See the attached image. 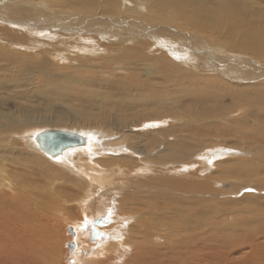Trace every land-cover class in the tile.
<instances>
[{"label":"bare ground","instance_id":"1","mask_svg":"<svg viewBox=\"0 0 264 264\" xmlns=\"http://www.w3.org/2000/svg\"><path fill=\"white\" fill-rule=\"evenodd\" d=\"M192 1L198 4V12L206 14L207 20L211 22L206 23L209 25H206V28L212 31L211 39L207 37V42L211 44V47L214 46L213 54L208 53L209 48L193 47L194 42L191 46V40L186 38L190 36L189 33H184L175 27L174 29L167 28V24L173 22L181 28H184L185 25L186 29H190L191 25L188 23L190 19L195 23H202L199 18V21L197 18V20L191 18L193 3L180 5L185 0H58L56 2L59 5L58 8L57 5L52 4V6L50 5L51 9L56 7L63 10L65 4V10L73 13L78 10L80 19L75 13V15L67 16L64 22L57 27L50 25L38 15L39 7L42 4L46 7V0H25V3L30 5L29 12L19 14L16 11L14 13L8 11L5 18L0 15L3 21L11 22L13 25L9 26L18 30L14 34L3 35L4 42L10 45V53L7 54V57H10L11 54L10 61L7 60L9 66H12L14 61L17 63L20 60L29 63L34 61H27L32 58L21 52V44L24 39L29 44L30 39L41 36L55 40L58 38L53 35L55 31L67 32L65 35L67 38H73L76 31H86L87 35H77L79 42L75 43L82 44L80 48L78 45L76 46L77 52L85 50L90 41L104 40L102 45L88 48L98 51L101 49L107 54L96 57V60H102L106 67L110 65L108 70L104 68L108 72L120 71V69L128 71L142 69L151 73L153 78H157V74L160 72H166L159 79L160 82H153L155 89H158L163 96L161 98L152 96L147 99L143 96L139 98L133 96L131 100L135 101L133 103L136 109L129 117L117 115L118 121L127 125L129 121L135 120L137 123L132 125L138 126L142 117L146 119L150 117L147 113L155 111L154 115L169 117L176 123V125L171 124L167 128L151 131L150 134L142 132L143 134L137 135L138 137H131V140L125 138L126 147H121L120 144H101L99 129L85 134L65 129L81 133L87 141L84 145L64 149L54 157L39 149L35 141V134L41 130L55 128H45L33 132L31 137L35 148L53 161L62 160L60 162L62 168L63 166L76 168L77 173L85 180L75 181L71 176L66 175L67 173L56 171V179H61L60 182L63 180V184L55 185L54 182L53 186V183L50 185L45 181L44 185H41L42 187H36V183L33 184L37 190L33 186L35 195H30L32 199L36 198V194H39L36 191L44 194L38 195L39 201H32L34 207L26 205L27 200L30 202V198L26 194L32 192V189L28 186L25 187L22 192L25 194L17 196L21 201L18 204L19 207H16L17 214L22 206L23 210L27 212L25 215V212L22 211L26 219H33L34 224L26 219L27 222L22 221L24 218L19 217L20 224L15 226L13 225L14 220L8 212L9 202H12V206L16 205L8 193L15 191L11 175L14 172H10L5 164H0V260L2 257L8 259L17 256L21 264H49V247L53 241L48 240V238H52L49 229L42 231L44 236L42 238L39 231L41 224L44 220L48 224L50 221H56V217L50 214L52 209H55L53 211L59 218L63 216L61 213L68 208L66 203L67 205L69 202L73 204L72 199L78 197L80 201L76 203L78 208H75L79 213L74 219L80 215L82 217L77 220L72 227L73 231H71L74 239L73 264H91L93 260L98 261L95 264H216L217 258L224 260V263L221 264H264V205L252 204L245 209L234 206L232 213L239 214L246 210L249 213L254 212L253 216L237 223L236 226L235 224L234 226L226 224V226L222 225V219L217 220L223 214L228 213L216 206L221 202L219 200L221 197L218 199V196H207L224 192L227 195L243 199L248 196L242 193L240 196V192L249 186H253L254 190L264 189V84L255 81L258 80V77L252 75L254 70L251 72L248 66H239L240 63L235 58L220 53L225 45L219 36L221 25L224 23L236 24L237 27L228 36L229 40H224L229 45L228 47L236 49L238 52L243 51L242 53L245 54L253 53L255 56L252 55V62L263 61L264 6L263 9L253 10L249 8L252 1L229 0L230 3L234 2V5L237 6L238 13L246 15V18L236 22L237 19L234 20L227 15L221 16L220 5L226 0ZM244 1H247L249 6L242 5ZM54 12L56 13L51 14V17H55L58 21L61 13L56 10ZM235 12L231 13L235 14ZM83 21H86L88 27L84 25ZM164 26H166V30L163 29ZM97 27H103L105 30H101V32L105 34L93 37L88 33ZM47 30L54 32L51 34ZM1 33L4 34L3 31ZM202 38H198L200 43L203 42ZM218 42H220V47H215ZM140 44H144L145 47ZM156 45L163 49L166 48L167 51L158 50ZM150 48L152 49L148 52L147 49ZM219 48L221 51H216L220 50ZM45 52L55 55V52H51V50ZM86 52L90 54L91 51L86 50ZM195 53L200 59L199 64H194L193 55ZM21 54L22 57H20ZM169 55L174 57L175 61L170 59ZM248 55L245 56L250 59L251 55L250 57ZM89 58L86 60L91 62L94 60ZM111 62L117 66L112 65ZM259 65L255 72L260 71L259 76L263 75L264 77V64L260 63ZM184 66H190L193 73L186 69L187 73L183 76H171L173 75L171 72L175 71L171 68L185 70ZM198 67L213 74L201 77L199 76L201 74H198ZM71 76L68 78L70 79ZM132 79L137 80L136 77H132ZM237 79L245 82L228 83L227 81ZM178 80L181 81L177 82ZM166 85L169 89H172V86L176 88L170 94L161 92V87ZM135 86L137 87V85ZM178 94L181 96H173ZM120 98L122 97L120 96ZM221 98H223V102ZM159 99L171 105L172 111L166 107L156 111L152 104ZM226 101L228 102L226 103ZM120 102L117 100L108 104L107 111L111 112L118 105L125 109L133 108L130 104L125 105ZM237 107L238 110L241 108V112L237 113L236 118H230L233 115L230 112ZM137 108H139L138 111ZM6 113L8 112H0L1 116L5 117L8 115ZM118 113L121 111L119 110ZM241 113L245 115L244 118L249 117L251 121H245L239 116ZM149 119L157 120L158 118ZM89 134L90 136H87ZM1 139L3 138L1 137ZM143 140H146L141 149L144 152L142 158L137 159V164L131 160V153L129 156L123 157L114 156L110 152L105 153L102 157L98 156L103 154L107 146L114 148L111 151L114 154L115 152H130L131 148L137 149L138 152L140 147L137 142ZM225 140L228 141L223 143ZM239 145L240 149L242 146L251 148L255 154L250 157L234 156V150L240 153ZM224 147L231 150H228L229 152H226L227 155L222 159L220 153L216 151H224ZM1 159L7 158L4 151L0 150ZM23 159L27 161V157ZM33 161L38 170L40 168L38 158L35 157ZM40 170L42 169L40 168ZM18 172L20 171L18 170ZM72 180L74 182L72 183L74 185L71 184L72 186H77L75 184L79 182L77 189L68 185V181ZM37 181L39 183V180ZM20 183L21 181L16 182L15 187L24 185ZM156 184H160L162 190L156 191L163 195L151 191L150 188ZM51 186L54 189L56 187L57 192L61 190V195H58L54 189L52 192L49 191ZM223 187L227 188L229 193ZM200 193L203 194L200 199H186L192 195L199 196ZM60 196L64 199L61 200ZM114 198H118L117 203L114 202ZM254 198L261 202L262 196ZM68 199L71 201H67ZM206 199L212 202L211 205L205 201ZM142 208H146V216L141 212ZM39 209V214L42 216L36 217L34 213L39 212ZM207 210L213 213L212 217H209L211 218L208 222L209 226H206ZM8 215L10 218L7 217ZM108 217L112 223L109 226H99L107 224ZM142 217L151 220L144 219L145 223ZM133 218H136L134 223ZM37 219L41 223L40 226L36 223ZM142 221L143 224L138 226ZM95 224L97 226H92ZM165 224H171L173 227L169 228ZM167 229L170 231L167 232ZM220 231L223 232V235L220 234ZM27 235L32 236L33 242L30 243L26 240ZM219 238L224 239L225 243H219V241L208 243L206 241V239L217 240ZM31 249H33L34 255L26 253L27 251L31 252ZM124 252L127 253L124 254ZM233 253H237V257H233Z\"/></svg>","mask_w":264,"mask_h":264},{"label":"rangeland","instance_id":"2","mask_svg":"<svg viewBox=\"0 0 264 264\" xmlns=\"http://www.w3.org/2000/svg\"><path fill=\"white\" fill-rule=\"evenodd\" d=\"M57 1L58 0H55V1L54 0H46V3H45L46 7H44V4H42L41 7H39L40 10H39L38 15L41 16L42 18H44V20L47 23H49L50 25H52L54 27L61 25L67 16L75 15V13H77L76 15L78 16V19H80V12L78 10H76V12L73 13L71 11L65 10L64 9L65 4L63 5V10L57 9L59 6L56 3ZM247 1H252L250 3V6L248 5ZM247 1H244L242 3V5L249 6V8L253 9V10L263 9L264 0H247ZM187 3L188 4L193 3V11L191 12V18L193 17L195 20H197L199 18L200 22H202V23H195L190 19V20H188V23L191 25L190 29H186L185 25H184V28H181L180 26H177L173 22L170 24L168 23L167 28L172 27L174 29V27H175L177 29L179 28V30L184 32V33H189L190 36L186 37V38L191 40V46H192V43L194 42L195 44L193 45V47L198 46V47H203L204 49L209 48L208 49L209 52L208 51L207 52L213 54V51L215 48H213L214 47L213 45L211 47V44L207 42V40H208L207 37L209 39H211V36H212V31L208 30V28H206V25H207L206 23H211L209 20H207L208 16L206 14L203 15V13L198 12V4L195 1L185 0V2L181 3L180 5L187 4ZM52 4L57 5V8L55 7L53 9H51L50 5L52 6ZM220 7L222 8L221 16L227 15L230 18H234V20L237 19L236 22H239L241 19L246 18L245 14L238 13V10H236L237 6L234 5V2L232 4L229 2V0H226L225 3L220 5ZM29 8H30V5L28 3H25V0H0V15L3 16V18H5V16L8 14V11H10L12 13H14L16 11L19 14H23V13L29 12L28 11ZM54 10L61 13L60 17L58 18V21L56 20L55 17L54 18L51 17V14L56 13V12H54ZM235 11H237V12H235ZM34 12H36V11H34ZM231 12H235V14H233ZM201 15H203V16H201ZM2 19L0 18V20H1L0 21V25H1L0 26V112L1 111L2 112H8L6 114H8L9 116L7 115L5 117V116H1V114H0V116H1L0 117L1 118L0 119V126H2L4 124L2 127H0V146H1L0 150H1V152L4 151V155H6V158H7V159H1L0 164H5L7 166V169L10 170V172H14L13 174H11L13 177V180H14L12 182L13 183V189L15 191H17V189H18L19 192L18 191L17 192H15V191H13V192L9 191L8 192V190H7V192L11 196V200L14 203H16V205L13 204V206H12V202H9L10 203L9 204L10 209H8V212H9L10 216L12 217V220H14L13 225L18 226V224H20L19 223V217L24 218V220H22V221L27 220L31 224H34L33 219H30V218L26 219L25 215H27V212H25V210H23L22 206L20 207L19 214H17L18 209L16 207H19L18 204L21 203V201L18 199L17 196H19V195L23 196V194H25V193H22V192H24L23 189L25 187L28 186L32 189V192H30V193L27 192V194H26L30 198V202L27 200L26 205H27V207H34L33 206L34 204H32V201H34V200L39 201L38 195L39 194L44 195L43 192L40 193V191H38V192L36 191V193H39V194H36V198L32 199L30 197V195H35V193H33V192L35 189L37 190L36 187H42L44 185V181L46 183L48 182L50 185H52V183H53V186L55 183H56L55 185H59L60 183L63 184V180L60 182L61 179L60 180L56 179L57 178L56 171L59 170V171H63L65 173H67L66 175L71 176V178H73V180H75V181H84L85 180V179H83V177L79 173H77L76 168H68L66 166H63V168H62V166H61L62 164L60 163L62 160L61 161L60 160L53 161V160L49 159L47 156H45L42 152H40L37 148H35L33 146L32 137H31L33 132L41 130V129H45V128H61V129L64 128V129L76 130V131H79V132H82L85 134V133H89L90 131H97L99 129L101 132V134H100L101 139L99 140L101 142V144L102 143H105V144L111 143L113 145L120 144L121 147H126V141H125L126 139L125 138H129L131 140V137L132 138L138 137L137 135H141V134L146 133V132H147V134H150V133L154 132V130H156V129L167 128L171 124L176 125V123H175V120H172L169 117H163L161 115H154L153 113L155 111L153 113H147L150 117H148L146 119H143V117H142L139 121L138 126L132 125V124L137 123V121H135V120L132 122L129 121V123H127V125L126 124L123 125L124 123L119 122L117 119V115L129 117V115H131L134 112V110L136 108H135V104L133 103L135 101L131 100V98L133 96H134V98L135 97L139 98V97L143 96L146 99H147V97H152V96L161 98V96H163V94H161L158 89H155L153 82H160L159 79L164 74H166V72L158 73L157 78H153L151 73H147L145 70H142V69H138L137 71H135V69H134V71H128L125 69H120V71L115 70L114 72H108L107 70L111 66L109 65V67H106V65L104 64V62L102 60H99V61H98V59L96 60V57L106 56L107 54L99 48L98 49L102 52L88 48V47L94 48L95 46H100V45H102V43L105 42L104 40L99 39V41L98 40L97 41L96 40L90 41V43L88 44V47H86L85 50L77 52L78 49H76V46L78 45L80 48L82 45L79 43H75V42H79V40L77 41V39H78L77 35H87L86 31H83V30L74 32L73 38L72 37L71 38L65 37V35H67V32H64V31H55L54 32L53 30H47L51 34L54 32L53 35H55L58 38H56L55 40H51V38H48L46 36H41L38 38L30 39L29 44L26 43L25 42L26 39H24L22 41V44H21V49H22L21 52H23L24 54H26L27 56L32 58V59H28L27 61H29V60H34V61L32 63L24 62L23 60H20L19 63L14 61L13 65L9 66L8 63L10 61L11 54H10V57H7V54L10 53V48H9L10 45H8L4 42V36H6L8 34H14V32H18V30H15L14 27L9 26V25H13L11 22L3 21ZM199 19H198V21H199ZM92 22L94 23L95 21H92ZM83 23L86 27H88V25L86 24V21H83ZM81 24H82V21H81ZM207 26H209V25H207ZM165 27L166 26H164L163 29H165ZM236 27H237V25L233 24V23H224L223 25L220 26V30H219L220 35L219 36L222 38L221 41L223 42L225 47L223 48V51H221L220 48H219L220 50H216V51H221L220 53L224 54L227 57L235 58L240 63L239 66H241V67L242 66H248L250 68L251 72L254 70L253 71L254 73H252V75L258 77L257 78L258 80H255V81L262 82L264 84L263 75L261 77L259 76V74L261 72L260 71L255 72V69H257V66L260 63L264 64V60L262 61L258 57H256L260 60V62L258 60L252 62L251 60H253V58H252L253 53L248 52V54L251 55V58L247 59V57L245 55H248V54L242 53L243 51L238 52L236 49L229 48L228 47L229 45H227L226 42L224 41V40H229V38H228L229 34L233 30H235ZM101 30L103 31L105 29L103 27H97V28H93L92 31L88 32V33L91 34L93 37H96L98 34H102V35L105 34L104 32L102 33ZM1 31H3L4 34H2ZM59 34H60V37H59ZM200 37L201 38L204 37V38H202V40H203L202 43H200L198 40V38H200ZM140 46L145 47L144 44H140ZM143 47H140V48H143ZM156 47L158 48V50L161 49L163 51H167L166 48L163 49L157 45H156ZM215 47H220V42H218V44L215 45ZM151 49L152 48L147 49V51L149 52V50H151ZM46 50H51V52H55V55L45 52ZM86 50H90L91 51L90 54H88V52H86ZM193 52H196V51H193ZM148 55H150V54H148ZM231 55H233V56H231ZM250 55H248V56L250 57ZM253 56H255V55H253ZM20 57H22V54L20 55ZM89 57H91V58H89ZM86 58H89L91 60L94 59V60L91 62V61H87ZM169 58L174 60L173 59L174 57H172L170 55H169ZM193 58H194L193 59L194 64L200 63L199 62L200 59H199L197 53H195L193 55ZM7 60H9V61H7ZM195 60H197V61H195ZM43 62H45V63H43ZM111 64L114 66H117L116 64H113V62H111ZM252 66H254V67H252ZM259 66H261V65H259ZM185 67L186 66H184V68ZM104 68L105 69L107 68V70H105ZM171 69L175 70L174 72H171V74H173V75H171L172 77L183 76L185 73H187L186 69L190 70V73H193V72H191L193 70L191 69L190 66L189 67L187 66L185 68V70L182 68H179V69L171 68ZM198 69H199L198 74H201V75H199L201 77L202 76L203 77L209 76L210 74H213L210 71L205 72V70L202 69L201 67H198ZM78 70H81L82 72L78 71ZM153 73H156V71H153ZM74 74L76 76H73ZM129 74H130V78H129ZM70 75H72V76L69 79L68 77H70ZM77 77H78L79 81L77 80ZM132 77H136L137 80L132 79ZM259 79H262L263 81L259 80ZM66 81H69V82L67 83ZM180 81L181 80H178L177 82H180ZM227 81H228V83H241V82L243 83V82H245L242 80L240 81V79L239 80L237 79L234 81H231V80L230 81L227 80ZM248 82L251 83V81H248ZM77 83H79V84H77ZM128 85H131V86L128 87ZM135 85H137V87ZM234 85H236V84H234ZM86 86H88V87H86ZM133 86H135V87H133ZM175 88L176 87L172 86V89H169V88H167V85H166L164 87H161V92L170 94L172 92V90H174ZM150 90H151V93H150ZM117 92L119 95L117 94ZM137 92H138V94H136ZM77 93H80V94H77ZM115 96H118L119 98L121 96L122 98L117 99L118 97H115ZM173 96L179 97L181 95L178 94V95H173ZM117 100H119V102L121 101L120 103L125 104V105L130 104L133 106V108L127 107V109H125V107H121L120 105H118L115 109H113V110L111 109L112 110L111 112H108L106 109V107H108L107 105L110 103H113V101L115 102ZM221 101L223 102V98H221ZM227 102L228 101H226V103ZM152 107L154 109H156V111L161 110V108L163 109L164 107H166L167 109L172 111L171 105L167 104L166 101H161L160 99L158 101H154V103L152 104ZM144 108H150V107H144ZM4 110H6V111H4ZM98 110H99V112H98ZM119 110L121 111V113H118ZM138 110H139V108H137V111ZM238 112H241V108H239V110H238V107H237L232 112H230L233 114V115L231 114L232 116H230V118H236L235 116L238 115L237 114ZM239 116L242 117L243 119H245V121H251L249 117L244 118L245 115L243 113H241ZM3 118H4V120H3ZM149 118H158V119L153 120V119H149ZM1 121H3V122H1ZM128 135H132V136H128ZM87 136H90V134ZM102 136H103V138H102ZM1 137L3 139H1ZM227 141L228 140H225L223 143H225ZM145 142H146V140L137 142V144L140 147L138 152H137V149L131 148L130 152H124V153L123 152H117L118 154L115 152V154H116L115 155L114 152L113 153L111 152L114 150V148L107 146V149L105 151H103V154H101V156L100 155H98V156L102 157V156H104L105 153L110 152L114 156L123 157V156H129V154L131 153L130 154V156H132L131 160L137 164V162H138L137 159H141L143 156L144 150H141V149L143 148V144ZM223 143H221V144L224 145ZM228 143H232V142H228ZM30 144H31V146H30ZM240 145H243V144H240ZM240 145H239L238 149H240ZM225 146L229 147L227 145H225ZM100 147H103V146L100 145ZM226 147L223 148L224 151H216V152L220 153L222 159H224V157L227 155L225 153L229 152L228 150H231V149H228ZM246 149H248V150H246ZM250 150H251V152H250ZM132 151L134 152V154ZM234 151H235V153H233L234 156H240V157H244V156L250 157L251 155L255 154L251 148H247V147H243V146L240 150H238V151H240V153H238L236 150H234ZM30 154H31V156H30ZM208 156H210V155H208ZM26 157H27V161H25L23 159ZM35 157L38 158L39 166L42 170H40V168L37 170L36 167L34 166L35 162L33 160L35 159ZM81 158H83V157H81ZM221 158H219V160H221ZM40 161H41V163H40ZM169 164H173V163H169ZM69 169H72V170H69ZM18 170L21 173L20 172L17 173ZM49 172H51L52 174ZM16 175H17V177H16ZM46 175H48V176H46ZM160 175H162V174H160ZM36 176H38V177H36ZM37 180H39V183ZM73 180L68 181L69 186L74 185V184H72V183H74ZM20 181L24 185L15 187V183L20 182ZM50 181H52V182L50 183ZM35 183H36V187L34 186ZM41 183H43V184H41ZM78 184H79V182H76L75 185L78 186ZM33 186L35 187V189ZM77 186H72V187H76V189H77ZM53 189H54V187L51 186L49 191L52 192ZM150 189L153 193H155V192L159 193L156 190L162 191L160 184H156L155 186L151 187ZM223 189H224V187H223ZM54 190L57 192L56 187ZM224 190L227 193H229L227 188H225ZM59 191H60V193H59ZM59 191L57 193H58V195L59 194L61 195V190H59ZM241 193L243 195L248 196V197H246V198L243 197V199L237 198V197L232 196V195H227L224 192H221L219 194L207 195L210 197L218 196L217 197L218 199H219V197H221V199H219L221 202L219 204H217L216 206L218 207V209L220 208V209H223L226 212H228L226 214H223V216H222L223 218L220 217L219 219H217V220L222 219V225L228 224V225L234 226V224H235V226H236L237 223H240L241 221L249 219L251 216H253L252 214L254 212L249 213L246 210H243L239 214L232 213L231 211L235 207L240 206L241 208L245 209L246 207H248V205H252V204H254L256 206L264 205V189H258L257 188L254 190L253 186H249V188L240 192V196L242 195ZM159 195H163V194L159 193ZM201 195H203V194L200 193L199 196H193L192 195L186 199H194V198L200 199ZM94 196L96 197V195H94ZM257 196H262L261 202L257 201L254 198ZM61 198H62L61 200L64 199L63 197H61ZM77 198L78 197H76L75 199L74 198L72 199V197H71L72 202H74V203L72 204L69 202L68 205L66 203V206H68V208L63 210V213H61L63 216H61L60 218L57 216L56 212L53 211L55 209L51 210L50 214H52L56 217V221H54V222L50 221V224H48V222L46 220H44L43 223L41 224L38 219H37V221L35 220L36 223L39 224V226L41 224V230H39V231L42 235V238L44 237L42 234V231H46L49 229V231L51 232L52 238H48V240L53 241V244L49 247V251H50V262H49V264H73L74 245L72 246V248L69 247V243H74V239H73V235H72L71 231H73L72 227L77 222V220L81 219V217H82L80 215L77 219H74L76 217V214L79 213V211L76 209V208H78L76 203H78V201H80V200H79V198L78 199ZM71 199H68L67 201H69V200L71 201ZM43 200H44V197H43ZM116 200L118 201V198H114V202ZM117 201H116V203H117ZM205 201H207L210 205L212 203L211 201H208L207 199ZM207 202H206V204H208ZM27 203H30V204H27ZM216 206H214V207H216ZM142 209L143 210L145 209V210L143 211ZM142 209H141V212L144 214V216H146L147 215V214L145 215V213H147V212H145L146 208H142ZM22 211L25 212V215H24V212H22ZM38 211L39 212L34 213V214H36V217L38 215L42 216L41 214H39L40 209ZM10 212L11 213L13 212V213L11 214ZM206 214H207V216L205 215L206 226H209L208 222L211 220V218H209V217H212L213 213H211L209 210H207ZM10 216L8 215L7 217L10 218ZM143 217H142V220L145 223H146V221L151 220L150 218L149 219L147 218V220H146ZM107 219H108L107 224H102L99 226H103V225L109 226L110 223H112V221H110V217H108ZM135 220H136V218H133V223L135 222ZM143 221L138 226H141L143 224ZM165 225H168L167 227H169V228L173 227V225H171V224L170 225L165 224ZM165 225H163V226H165ZM34 226H36V225H34ZM92 226H97V224L92 225ZM70 228H72L71 231H70ZM228 228H230V226H228ZM168 230L169 229H167V232L170 231V230L169 231ZM0 233H1V230H0ZM220 234L223 235V232L220 231ZM26 240L29 241L30 243L33 242V238L31 235H27ZM97 241H99V240L97 239ZM206 241L208 243H210V242L215 243L216 241H219V243H221V242L225 243L224 239H220V238L217 240L206 239ZM26 253L29 255H34L33 249H31V252L27 251ZM126 253L127 252H124V254H126ZM161 253L164 254L165 252H161ZM237 255H238L237 253H233V257H237ZM203 258H205V257L203 256ZM87 259H89V258H87ZM97 262L98 261L93 260L92 263L91 262L90 263L95 264ZM222 262L224 263V260L217 258L216 264H221ZM0 264H21V263H20L19 257L12 256V257H9L8 259H6L5 257H2V259L0 260Z\"/></svg>","mask_w":264,"mask_h":264},{"label":"water","instance_id":"3","mask_svg":"<svg viewBox=\"0 0 264 264\" xmlns=\"http://www.w3.org/2000/svg\"><path fill=\"white\" fill-rule=\"evenodd\" d=\"M35 141L39 149L54 157L64 149L84 145L87 139L79 132L55 128L37 132ZM72 246L73 243H69V247L72 248Z\"/></svg>","mask_w":264,"mask_h":264}]
</instances>
